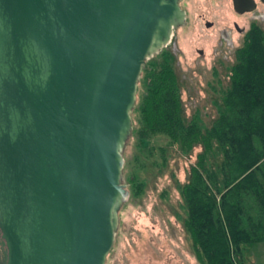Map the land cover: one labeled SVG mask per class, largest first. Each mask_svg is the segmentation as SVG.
<instances>
[{
	"label": "water",
	"instance_id": "obj_1",
	"mask_svg": "<svg viewBox=\"0 0 264 264\" xmlns=\"http://www.w3.org/2000/svg\"><path fill=\"white\" fill-rule=\"evenodd\" d=\"M180 0H0V264H104L142 65Z\"/></svg>",
	"mask_w": 264,
	"mask_h": 264
},
{
	"label": "trees",
	"instance_id": "obj_2",
	"mask_svg": "<svg viewBox=\"0 0 264 264\" xmlns=\"http://www.w3.org/2000/svg\"><path fill=\"white\" fill-rule=\"evenodd\" d=\"M229 88L207 128L184 125L176 79L167 62L141 67L138 141L164 139L187 154L202 147L179 188L183 225L201 264H245L243 247L264 243V32L253 25L235 53ZM220 157L215 167L209 156ZM135 194L142 183L126 178Z\"/></svg>",
	"mask_w": 264,
	"mask_h": 264
},
{
	"label": "rangeland",
	"instance_id": "obj_3",
	"mask_svg": "<svg viewBox=\"0 0 264 264\" xmlns=\"http://www.w3.org/2000/svg\"><path fill=\"white\" fill-rule=\"evenodd\" d=\"M179 8L186 14L183 25L173 29L169 43L145 62L169 64L176 79L183 124L196 121L204 129L217 117V105L222 104L229 88L235 53L246 36L237 33L232 23L236 21L246 33L252 22L238 20L228 6L203 0H181ZM207 21L214 23L212 29L206 28ZM253 25L264 32V20H255ZM221 31H228L232 40ZM141 77L140 70L129 114L131 132L121 153V184L127 196L118 211L117 228L104 264H201L183 225L179 188L189 181L202 147L183 154L161 138L146 145L139 143L133 131L138 126L137 107L144 94ZM220 160L209 156L213 167ZM127 177L142 183L138 194ZM243 251L245 264H264V243L245 246Z\"/></svg>",
	"mask_w": 264,
	"mask_h": 264
},
{
	"label": "flooded vegetation",
	"instance_id": "obj_4",
	"mask_svg": "<svg viewBox=\"0 0 264 264\" xmlns=\"http://www.w3.org/2000/svg\"><path fill=\"white\" fill-rule=\"evenodd\" d=\"M203 1H205L207 4L216 3L220 7L228 6L231 10L232 15L238 20H245V18L248 19L252 23H250L246 33L248 32V30H250L253 21L264 20V0H203ZM184 20H186V14H184ZM213 24H214L213 22L207 21L205 26L208 29H212ZM232 27L237 33L246 35L245 30L240 28L236 21L232 23ZM221 33L225 36L226 39L229 38L228 40L230 41L232 40V36L228 34L229 33L228 31H221Z\"/></svg>",
	"mask_w": 264,
	"mask_h": 264
}]
</instances>
